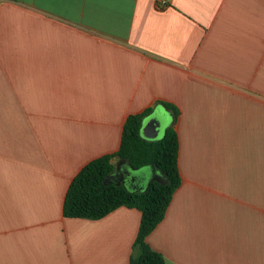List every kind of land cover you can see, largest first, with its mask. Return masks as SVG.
<instances>
[{
    "label": "crops",
    "instance_id": "1",
    "mask_svg": "<svg viewBox=\"0 0 264 264\" xmlns=\"http://www.w3.org/2000/svg\"><path fill=\"white\" fill-rule=\"evenodd\" d=\"M169 2L0 0V264H130L141 213L67 218L65 198L166 103L182 184L147 243L264 264V0Z\"/></svg>",
    "mask_w": 264,
    "mask_h": 264
},
{
    "label": "trees",
    "instance_id": "2",
    "mask_svg": "<svg viewBox=\"0 0 264 264\" xmlns=\"http://www.w3.org/2000/svg\"><path fill=\"white\" fill-rule=\"evenodd\" d=\"M165 107L178 118L176 107L169 103ZM150 112L151 109L127 118L119 150L88 163L71 182L64 203L65 217L74 219L100 220L121 207L138 210L141 222L130 264H165L162 254L147 243V238L165 218L182 184L179 136L175 127H169L158 141H147L140 135L142 121ZM117 156L128 160L133 168L155 164L168 183L152 182L148 190L139 193L123 186L105 185V177L116 169Z\"/></svg>",
    "mask_w": 264,
    "mask_h": 264
},
{
    "label": "water",
    "instance_id": "3",
    "mask_svg": "<svg viewBox=\"0 0 264 264\" xmlns=\"http://www.w3.org/2000/svg\"><path fill=\"white\" fill-rule=\"evenodd\" d=\"M165 113L170 117L171 122L169 127H173L176 123V116L168 108L161 107ZM156 107L150 115L145 117L142 121L140 135L144 140L147 141H158L161 132L164 134L169 128L163 129L164 118L159 114L160 109ZM116 169L113 173L109 174L104 179V184H114L116 186H123L130 192H144L148 190L152 182H158L162 185L168 183V179L158 170L155 164L145 166L143 168H133L128 160L121 159L119 156L115 158ZM145 181V185L137 187V183Z\"/></svg>",
    "mask_w": 264,
    "mask_h": 264
},
{
    "label": "built area",
    "instance_id": "4",
    "mask_svg": "<svg viewBox=\"0 0 264 264\" xmlns=\"http://www.w3.org/2000/svg\"><path fill=\"white\" fill-rule=\"evenodd\" d=\"M153 2L159 9H166L170 5L169 0H153Z\"/></svg>",
    "mask_w": 264,
    "mask_h": 264
}]
</instances>
